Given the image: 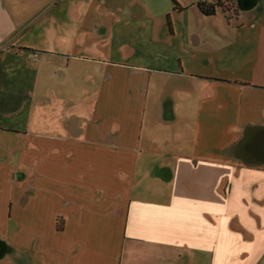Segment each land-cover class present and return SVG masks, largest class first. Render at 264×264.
Wrapping results in <instances>:
<instances>
[{
    "label": "crops",
    "instance_id": "0c3cea01",
    "mask_svg": "<svg viewBox=\"0 0 264 264\" xmlns=\"http://www.w3.org/2000/svg\"><path fill=\"white\" fill-rule=\"evenodd\" d=\"M221 1L108 60L93 1L0 0V264H264V0Z\"/></svg>",
    "mask_w": 264,
    "mask_h": 264
},
{
    "label": "rangeland",
    "instance_id": "374dc122",
    "mask_svg": "<svg viewBox=\"0 0 264 264\" xmlns=\"http://www.w3.org/2000/svg\"><path fill=\"white\" fill-rule=\"evenodd\" d=\"M91 1H93L96 10L94 14L95 23L99 24L101 20L105 19V23L109 24L110 29L105 35L102 36L99 31V34L95 35L94 38V47L96 48L95 54H99L108 60H118L123 56L135 54L140 49L141 43L143 44L149 30L146 27H141L142 24L140 23L145 22L144 18H142L143 20L139 19V22H136L133 14L135 9L153 7L159 12H162L166 5L170 6L171 10L172 5L170 0H106L105 6L100 5L98 0ZM184 1L185 0H180V2ZM82 7L83 6L79 4V6H77L78 10L75 9L80 16L83 13V11H81ZM108 9L110 11H108ZM258 9L260 8L257 7L255 10H250V12L247 11V13H243V15H250L255 13V11L257 12ZM171 15L174 17L173 21L176 24L177 33L179 32V29L185 26L186 23H189L191 26L198 21H212L224 24V18L220 12H218V14L214 17H201V20H198L195 17V10L188 7L184 9L181 14L173 13ZM80 16H78L77 23L81 21ZM256 17L262 19L264 17V11L261 10V13L257 14ZM159 21L161 20H158V23ZM233 21L235 22L236 20ZM162 22L164 24L165 32L167 33L164 18L162 19ZM102 38L109 39V42L99 45L98 42Z\"/></svg>",
    "mask_w": 264,
    "mask_h": 264
},
{
    "label": "trees",
    "instance_id": "16d2710c",
    "mask_svg": "<svg viewBox=\"0 0 264 264\" xmlns=\"http://www.w3.org/2000/svg\"><path fill=\"white\" fill-rule=\"evenodd\" d=\"M172 12L180 13L182 8L175 0H171ZM196 8L204 17H212L217 11H220L227 23L233 21L237 16V9L233 2L221 0H200L196 3ZM169 22V18L167 17Z\"/></svg>",
    "mask_w": 264,
    "mask_h": 264
},
{
    "label": "water",
    "instance_id": "95a60500",
    "mask_svg": "<svg viewBox=\"0 0 264 264\" xmlns=\"http://www.w3.org/2000/svg\"><path fill=\"white\" fill-rule=\"evenodd\" d=\"M256 3L257 0H236L237 7L242 11H246L253 8Z\"/></svg>",
    "mask_w": 264,
    "mask_h": 264
},
{
    "label": "built area",
    "instance_id": "2783aa9c",
    "mask_svg": "<svg viewBox=\"0 0 264 264\" xmlns=\"http://www.w3.org/2000/svg\"><path fill=\"white\" fill-rule=\"evenodd\" d=\"M29 57H33V58H35V57H36V55H33V56L29 55Z\"/></svg>",
    "mask_w": 264,
    "mask_h": 264
}]
</instances>
